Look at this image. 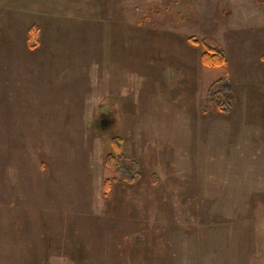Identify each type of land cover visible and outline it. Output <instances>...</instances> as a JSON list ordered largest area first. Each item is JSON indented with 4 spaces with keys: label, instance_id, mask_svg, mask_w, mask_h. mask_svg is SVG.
Listing matches in <instances>:
<instances>
[{
    "label": "rangeland",
    "instance_id": "374dc122",
    "mask_svg": "<svg viewBox=\"0 0 264 264\" xmlns=\"http://www.w3.org/2000/svg\"><path fill=\"white\" fill-rule=\"evenodd\" d=\"M0 264H264V0H0Z\"/></svg>",
    "mask_w": 264,
    "mask_h": 264
},
{
    "label": "trees",
    "instance_id": "16d2710c",
    "mask_svg": "<svg viewBox=\"0 0 264 264\" xmlns=\"http://www.w3.org/2000/svg\"><path fill=\"white\" fill-rule=\"evenodd\" d=\"M39 39H40V27L39 25L34 24L29 28V34L27 38L29 48L33 50L36 49L39 46ZM191 39L194 40L193 38ZM203 47H204V50L201 53V57H200L201 64L207 67L225 68L226 73L223 79L227 80L228 79L227 77L230 75V72L228 70L229 61H228V57L226 56L225 52L211 43H206L205 41L203 42ZM211 89L213 90L212 92H214L215 94L218 92L217 88L215 87H211ZM211 101L208 100L206 104H210ZM214 101L212 102L216 104V107L218 109L226 110L222 105V103L224 102L222 97H220L218 100L214 99ZM115 147H119V145H116ZM110 188H111V180L108 178L104 182L105 193H108Z\"/></svg>",
    "mask_w": 264,
    "mask_h": 264
}]
</instances>
